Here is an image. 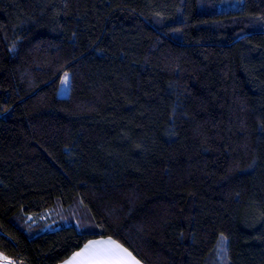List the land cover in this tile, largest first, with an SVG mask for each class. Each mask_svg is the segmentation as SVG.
Instances as JSON below:
<instances>
[{"label":"trees","instance_id":"trees-1","mask_svg":"<svg viewBox=\"0 0 264 264\" xmlns=\"http://www.w3.org/2000/svg\"><path fill=\"white\" fill-rule=\"evenodd\" d=\"M102 238L264 264V0H0V260Z\"/></svg>","mask_w":264,"mask_h":264},{"label":"snow or ice","instance_id":"snow-or-ice-1","mask_svg":"<svg viewBox=\"0 0 264 264\" xmlns=\"http://www.w3.org/2000/svg\"><path fill=\"white\" fill-rule=\"evenodd\" d=\"M86 248L97 264H139L127 249L112 240L93 242ZM75 255L80 257L83 253L78 252Z\"/></svg>","mask_w":264,"mask_h":264},{"label":"crops","instance_id":"crops-1","mask_svg":"<svg viewBox=\"0 0 264 264\" xmlns=\"http://www.w3.org/2000/svg\"><path fill=\"white\" fill-rule=\"evenodd\" d=\"M108 240L114 241L113 239H110V238L96 239V240L89 242L86 246L93 244V242L108 241ZM86 246L82 250L78 251L80 253H83L82 256L76 257L75 254L78 253V252H76L68 260H66L60 264H97V261L92 258V254L87 250ZM0 264H11V263L0 260Z\"/></svg>","mask_w":264,"mask_h":264},{"label":"rangeland","instance_id":"rangeland-1","mask_svg":"<svg viewBox=\"0 0 264 264\" xmlns=\"http://www.w3.org/2000/svg\"><path fill=\"white\" fill-rule=\"evenodd\" d=\"M65 79H66V82H65ZM70 83H71V76H70V73L66 71L62 74L61 81H60V88H59V92H58L60 97H66L69 95ZM123 248H125V247H123ZM128 252H130V251H128ZM132 257H134V256L132 255ZM135 260L139 261L136 258H135ZM139 264H142V263L139 261Z\"/></svg>","mask_w":264,"mask_h":264}]
</instances>
